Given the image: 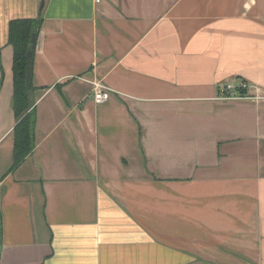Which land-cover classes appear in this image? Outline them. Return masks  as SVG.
<instances>
[{"label": "crops", "instance_id": "obj_1", "mask_svg": "<svg viewBox=\"0 0 264 264\" xmlns=\"http://www.w3.org/2000/svg\"><path fill=\"white\" fill-rule=\"evenodd\" d=\"M38 18L14 167L9 29ZM0 264H264V0H0Z\"/></svg>", "mask_w": 264, "mask_h": 264}, {"label": "trees", "instance_id": "obj_2", "mask_svg": "<svg viewBox=\"0 0 264 264\" xmlns=\"http://www.w3.org/2000/svg\"><path fill=\"white\" fill-rule=\"evenodd\" d=\"M41 18L20 19L10 23L9 42L14 49V107L19 121L14 128V167L25 160L34 150V108L29 105L28 93L32 90L31 67L28 57L33 34L38 35ZM33 61V59H32Z\"/></svg>", "mask_w": 264, "mask_h": 264}, {"label": "built area", "instance_id": "obj_3", "mask_svg": "<svg viewBox=\"0 0 264 264\" xmlns=\"http://www.w3.org/2000/svg\"><path fill=\"white\" fill-rule=\"evenodd\" d=\"M94 100L96 103L107 101L111 96V88L100 81H93ZM249 84L245 81H230L222 88L224 93L223 98H246L251 95H246Z\"/></svg>", "mask_w": 264, "mask_h": 264}, {"label": "water", "instance_id": "obj_4", "mask_svg": "<svg viewBox=\"0 0 264 264\" xmlns=\"http://www.w3.org/2000/svg\"><path fill=\"white\" fill-rule=\"evenodd\" d=\"M43 7H44V1L41 4L39 15H41ZM36 39H37V34L35 32L33 34V36H32V39H31V42H30V45H29V51H28V57H29L30 66H31L33 55H34V51H35ZM28 97H29V105H30V107H33L34 104H35V99L33 97V94L31 92H29L28 93Z\"/></svg>", "mask_w": 264, "mask_h": 264}]
</instances>
